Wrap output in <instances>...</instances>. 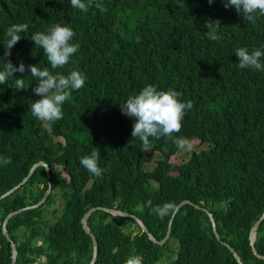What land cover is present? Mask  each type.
Wrapping results in <instances>:
<instances>
[{"label":"trees","instance_id":"obj_1","mask_svg":"<svg viewBox=\"0 0 264 264\" xmlns=\"http://www.w3.org/2000/svg\"><path fill=\"white\" fill-rule=\"evenodd\" d=\"M83 2L89 4L86 13L73 8L70 0H0V57L7 29L29 26L4 58L14 66L22 62L26 70L0 84V156L12 160L0 166V195L38 160L49 164L52 185L43 205L6 223L16 244L15 264H36L41 255L44 264H88L92 241L81 218L93 206L137 215L160 240L171 216L160 219L141 206L148 200L156 206L184 199L209 209L221 240L245 264H264L249 243L250 228L264 210V72L240 69L235 55L239 47L251 51L264 46V16L257 14L250 23L234 7L225 8L226 0L211 5L208 0ZM97 3L107 11L101 13ZM210 20L220 21L216 41L205 35ZM56 23L73 29V42L80 48L53 73L78 70L87 80L64 103L63 119L48 125L31 114L32 102L40 97L32 91L36 80L27 65L50 68L31 35ZM16 78H23L28 88L16 90ZM148 84L181 92L180 99L191 100L193 108L173 139L153 140L151 151L142 152L139 139L131 136L134 118L122 110L127 98ZM194 140L207 145L192 150L179 164L169 161L183 143ZM97 150L104 170L99 177L79 162ZM155 152V165L144 169ZM46 188L45 170L38 166L21 187L0 200V264L11 262V245L2 233L5 216L36 203ZM57 189L59 219L46 224L44 213L54 204ZM87 225L98 244L95 264H124L133 254L142 256L143 264H238L216 239L206 213L189 204L174 215L163 245L150 240L133 219L101 210L89 215ZM254 246L264 255V218Z\"/></svg>","mask_w":264,"mask_h":264},{"label":"clouds","instance_id":"obj_2","mask_svg":"<svg viewBox=\"0 0 264 264\" xmlns=\"http://www.w3.org/2000/svg\"><path fill=\"white\" fill-rule=\"evenodd\" d=\"M208 3L211 5L213 0H208ZM70 5L85 13L89 10V4L84 3L83 0H70ZM96 7L101 13L107 11L102 3H97ZM224 7H234L236 12L242 14L243 18L250 23H255L257 14L264 16V0H226ZM204 26L207 28L205 35L209 40L220 39L217 34L220 27L219 20L206 21ZM28 27V24H13L5 33L4 57H0V62L3 64L2 70H0V84L7 83L14 73H24L26 70V66L22 62L18 66H14L11 60L4 58L11 55V49L19 42L21 33L26 32ZM75 35L76 33L69 25L60 23L50 26L46 32H36L31 35V40L38 48L42 49L50 65V68H40L37 64L27 65V71L36 80V86L32 91L40 97L32 102L31 114L37 120L48 125L63 119L64 103L71 98L74 90L79 91L83 88L87 80L86 74L82 71L72 70L67 75L59 72L54 74L52 71L70 63L72 56L79 50V43L73 42ZM235 55L240 69L264 72V46L251 51L246 47H239L235 50ZM28 86L23 78L15 79L16 90H26ZM181 96L182 93L174 89L158 90L156 86L148 84L138 93L127 98L122 113L134 118L131 136L133 139H139L142 152L151 151L153 140H159L162 137L173 139L174 134L181 131L185 115L193 108L192 101H182ZM174 142L180 143L175 139ZM100 158V152L97 150L90 155L81 157L79 162L89 173L99 177L104 171L100 167ZM11 163L10 157L0 156V166ZM141 207L150 208L152 213L160 219L170 217L177 211V206L173 202L153 206L152 201L148 200ZM52 210L44 213L46 224L49 223L46 222V215L49 212L52 214ZM58 214L52 222L59 219ZM37 242L40 243V241ZM42 257L45 259L44 255H41L39 259ZM124 264H143V257L136 254L130 255Z\"/></svg>","mask_w":264,"mask_h":264},{"label":"water","instance_id":"obj_3","mask_svg":"<svg viewBox=\"0 0 264 264\" xmlns=\"http://www.w3.org/2000/svg\"><path fill=\"white\" fill-rule=\"evenodd\" d=\"M38 166H42L44 168L45 174H46V178H47V188H46L44 194L42 195V197L36 203H33L31 205H26L24 207H21V208H18L16 210H14V211H10L5 216V218L3 220V223H2V233L6 237V239L10 242V245H11V262H10V264H15L17 252H16V244H15V242H13L11 240V238H10V236L8 234V231L6 229V223H7L8 219L11 216H13V215H15L17 213H20L22 211H25V210H30V209L37 208V207H39L40 205H42L46 201L47 197L51 194V190H52V185H51V181H50L51 174H50V166H49V164L47 162H45L44 160H38L37 162L32 164V166L30 167L27 175L24 176L19 183H17L16 185H14L13 187H11L10 189H8L7 191H5L4 193H2L0 195V200H1V199L5 198L6 196L12 194L16 189L21 187L29 179V177L32 175V173L35 170V168L38 167ZM185 204L192 205L194 208H196L198 210H202L203 212H205L206 215L208 216V219H209L210 223H211L212 232L214 233L216 239L218 241H220L223 245H225L229 249V251L232 253L233 257L236 259L238 264H245L239 258V256L235 252L234 248L231 247L230 244H228L227 242H224V241L221 240L220 236L218 235L217 229H216L214 217H213L212 213L209 211V209L207 207H204V206H201L199 204H196V203L190 201L189 199H184V200L180 201L176 205L177 206V211H178V209L181 206H183ZM96 210L104 211V212H106V213H108V214H110L112 216H122V217L133 219L139 225L141 232L146 233L148 238L150 240H152L157 245H163L167 241V239L169 238L170 231H171V225H172V219L174 218V215L177 212L176 211L175 214L171 215V218L169 220L165 236L162 239L158 240V239H156V238H154L152 236V234L150 233L148 227L143 223L142 219L140 217H138L137 215L133 214V213H130V212H127V211H122L121 209L108 208V207H105V206H93V207L88 208L86 210V212L83 214L82 218H81L82 228H83L84 232L90 236L91 241H92V257H91V260H90V262L88 264H95L96 259H97V248H98L97 240H96L95 235L93 234V232H91L90 228L87 225V218L89 217V215L92 212H94ZM55 212H56V210L53 209L52 210V214H54ZM263 218H264V211L262 212V214L259 216V218L253 223L252 227L250 228V231H249V243H250V246H251L252 253L256 257L264 260V255L257 253V251H256V249L254 247V241L256 239V232H257L258 226L260 224V221ZM41 259L45 260L44 257H42Z\"/></svg>","mask_w":264,"mask_h":264},{"label":"rangeland","instance_id":"obj_4","mask_svg":"<svg viewBox=\"0 0 264 264\" xmlns=\"http://www.w3.org/2000/svg\"><path fill=\"white\" fill-rule=\"evenodd\" d=\"M206 145H207L206 143L199 144L197 140H194V141H186L179 148V150L177 151V153L174 154V155H172L169 158V161L171 163H174V164H179V163H181L183 161H186L189 158L192 150L199 151L200 149L204 148ZM158 157H159V155L157 154V152L153 153L150 156V158L147 161V163L144 165V169L150 170L155 165V162L158 159ZM63 175L65 177H67V175L64 172H63ZM90 183H91V181L89 182V184ZM56 191H59V189H57V190L54 191V194H55V202L49 208V210L56 208L57 209L56 210V213H59V207H60V204L59 203L61 202V197L57 194ZM108 218H110V217H108ZM46 219L49 220L50 219V216L49 215H46ZM133 227H135V225H133ZM172 245H173V247H176V244L175 243H172Z\"/></svg>","mask_w":264,"mask_h":264},{"label":"flooded vegetation","instance_id":"obj_5","mask_svg":"<svg viewBox=\"0 0 264 264\" xmlns=\"http://www.w3.org/2000/svg\"><path fill=\"white\" fill-rule=\"evenodd\" d=\"M50 216V219H49V222H52V220H54L56 217H57V213L55 214H51V212H49L48 214ZM46 222H48V220L46 219ZM46 260V258H45ZM45 260H42V259H37L36 260V264H44L45 263Z\"/></svg>","mask_w":264,"mask_h":264},{"label":"bare ground","instance_id":"obj_6","mask_svg":"<svg viewBox=\"0 0 264 264\" xmlns=\"http://www.w3.org/2000/svg\"><path fill=\"white\" fill-rule=\"evenodd\" d=\"M234 39V37H232Z\"/></svg>","mask_w":264,"mask_h":264}]
</instances>
